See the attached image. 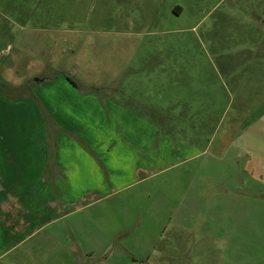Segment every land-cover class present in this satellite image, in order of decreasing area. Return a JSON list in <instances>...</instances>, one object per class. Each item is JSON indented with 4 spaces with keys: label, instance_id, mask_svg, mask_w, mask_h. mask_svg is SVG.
<instances>
[{
    "label": "crops",
    "instance_id": "1",
    "mask_svg": "<svg viewBox=\"0 0 264 264\" xmlns=\"http://www.w3.org/2000/svg\"><path fill=\"white\" fill-rule=\"evenodd\" d=\"M259 64L243 78L261 80L264 56ZM75 84L59 73L38 78L21 98L9 101L0 94V264H134L136 240L146 249L158 234H127L133 222H122V213L135 210L122 207L117 195L130 191L123 202L140 205L153 199L135 207L137 212L153 209L181 223L203 211V217L214 218L212 202L228 194L218 188V168L232 174L238 169L228 163L240 158L247 177L250 169H264V84L236 85L238 107L228 122L220 129L215 112L202 130L198 107L207 105L210 113L217 92L204 90L200 81L178 82L184 109L177 133ZM190 93L193 105L186 100ZM229 154L226 163L222 159ZM260 179L249 184L243 177L235 195L254 196L247 187L263 184ZM158 182L159 196L156 189L143 201V191Z\"/></svg>",
    "mask_w": 264,
    "mask_h": 264
},
{
    "label": "rangeland",
    "instance_id": "2",
    "mask_svg": "<svg viewBox=\"0 0 264 264\" xmlns=\"http://www.w3.org/2000/svg\"><path fill=\"white\" fill-rule=\"evenodd\" d=\"M263 56L264 0H0V94L9 101L29 94L38 78L60 73L177 133L184 106L176 84L200 81L217 92V103L210 113L209 106L198 107V123L206 130L216 112L221 129L238 107L236 85L264 84V73L261 80L243 78ZM186 100L195 103L191 93ZM228 164L238 170L218 168V188L228 194L212 202L214 218L189 213L181 223L153 209L137 212L156 189L159 196V182L143 191L141 205L123 202L130 191L117 195L122 207L135 210L122 213V222H133L127 234H158L146 249L136 240L134 264H264V169H250L247 177L240 158ZM243 177L263 184L249 185L254 196L239 199Z\"/></svg>",
    "mask_w": 264,
    "mask_h": 264
}]
</instances>
